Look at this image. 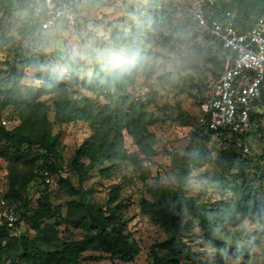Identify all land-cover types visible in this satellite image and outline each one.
<instances>
[{
	"label": "trees",
	"instance_id": "trees-1",
	"mask_svg": "<svg viewBox=\"0 0 264 264\" xmlns=\"http://www.w3.org/2000/svg\"><path fill=\"white\" fill-rule=\"evenodd\" d=\"M164 1L148 0L152 14L150 22L153 25L161 16L162 11L158 9L159 4ZM204 11L208 17L232 22L239 32H245L253 27L259 18L264 17V0H235L233 3L217 0L214 6H206ZM30 15L31 19L26 24L23 39L29 38L37 30H53H42L40 18L33 7H30ZM144 23L143 26L149 21ZM194 24L201 32L207 34L200 28L195 16ZM207 35L210 44L197 46L196 53L201 62L211 64L220 71L223 58L220 42ZM1 36L0 46H4L6 40ZM112 40L123 45L126 43L114 34ZM128 49L115 70L102 74L107 86L106 97L109 99L103 103H97L89 96L78 95L82 85L81 70L85 67L81 58L67 55L63 59V70L66 74L61 75L47 60L42 48L20 44L16 49L17 55L21 56L19 65L23 69L32 68L36 82L25 85L24 90L20 83L0 87L2 109L15 108L21 121L13 127L7 118L0 116V122L6 121L5 125L0 123V157L8 162L10 179V188L6 192L2 193L0 187V198L15 202L19 223L25 221L36 234L34 237L29 234L12 237L5 226H0V264H83V255L88 251L102 252L129 262L138 254V250L134 249L130 242L127 234L128 221L125 220L122 204L118 202L121 191L119 185L111 186L105 204L87 202L80 189L72 184L69 176H61L59 185L72 197L66 204L64 217L61 207L52 205L47 192H42L37 201L38 206L33 210L29 207L28 196L24 194L25 189L36 179L35 171H39L38 175L44 181L46 169L51 173L62 170L57 161L50 162L46 156L40 166L35 164L38 157H44L42 155H54L57 146L48 117L50 107L48 100H44L45 95H52L56 123L84 122L92 130L91 135L77 148L68 164L70 171L78 175L80 184L96 166H100L101 173L106 176L114 173L121 163L132 165L142 172L144 163L155 155L149 141V125L152 119L149 107L153 100L145 95V100L136 102L132 95H127V92H130L127 84L138 75L145 54L132 47ZM22 55H25V58H22ZM14 71L17 73V68H14ZM185 78L192 89H199L204 85L202 80L196 82L191 74H186ZM261 91V102L257 103L256 112L260 123L264 116V83ZM200 92L204 102L208 94L204 97L203 91ZM195 123L191 124L194 140L191 141L192 147L188 149V153L195 152L196 164L203 166L213 162L222 171H228L230 174L227 178L216 176L221 198L212 205L199 203L196 198L186 196L180 186L176 190L159 187L151 190L154 198L152 218L167 234V239L159 244V250L153 254V264H189L184 262V258L198 259L201 252H192L182 236V231L189 228L183 219L192 213L197 216L199 225L214 251V256L207 264H224L231 258H247L251 255L250 242L255 244L260 239L259 242L264 244V152L258 156L251 155V138L260 127L247 136L251 149L249 153H243L238 148L235 136L232 135L227 139L215 138L229 146L219 156L212 158L211 152L204 145L212 135L200 134L199 130L194 129ZM184 124L190 125L187 122ZM125 134L131 137L137 151L130 152L127 149ZM35 149L39 153L34 154L32 151ZM235 163L237 169L233 171ZM188 167L187 158L181 165L184 179L189 175ZM241 216L256 222L257 229L254 234L227 229L228 225L235 227ZM60 217L81 229L83 237L75 239L70 236L58 241L54 225L43 224L46 220ZM217 228L219 230H216Z\"/></svg>",
	"mask_w": 264,
	"mask_h": 264
},
{
	"label": "rangeland",
	"instance_id": "rangeland-1",
	"mask_svg": "<svg viewBox=\"0 0 264 264\" xmlns=\"http://www.w3.org/2000/svg\"><path fill=\"white\" fill-rule=\"evenodd\" d=\"M198 1L165 0L163 4H159L158 11L162 13L153 25L150 22L152 14L148 0H83L78 7L76 26H61L50 32L37 30L29 38L23 39L26 24L31 19L30 1L0 0V35L6 40V44L0 46L1 88L20 83L24 90L25 85L36 82L33 69H23L19 65L21 56L17 55L16 49L20 44L42 48L47 60L61 75L66 74L63 70V59L67 55L81 58L85 67L81 70L82 85L78 95L89 96L97 103L109 100L106 97L107 86L102 74L115 70L129 47L145 54L138 75L127 84L131 93L144 94L153 100L149 107L152 118L149 125V141L155 155L144 163L142 172L132 165L121 163L114 173L106 176L101 173V167L96 166L80 184L78 175L70 171L68 164L77 148L91 135L92 130L84 122L56 123L52 95L44 96L50 107L48 117L57 146L54 155H42L44 157H38L35 164L40 166L46 160L44 158L48 157L50 162L57 161L62 170L51 173L52 184L48 186L43 185V178L39 177L38 170L35 171L36 179L24 191L30 200V209L37 208L40 195L47 192L52 205L60 206L62 216L66 215V204L72 197L59 185L61 176H69L72 184L80 189L87 202L105 204L111 186L119 185L121 191L118 202L122 204L125 220L128 221L127 234L133 248L138 250V254L129 262L102 252L88 251L83 255V264H153L154 252L158 251L159 244L167 239L165 230L152 218L154 198L151 190L155 187L176 190L180 186L186 196L196 198L199 203L212 205L221 198L216 176L227 178L230 173L222 171L213 162L200 166L195 163V152L188 153V149L192 147L191 141L194 140L191 124L195 123L203 102L200 91H203L205 97L209 83L219 74V69L201 62L196 53L197 46H208L211 42L209 36L194 24ZM227 1L233 3L235 0ZM146 20L149 23L143 26ZM113 34L126 42L125 45L112 40ZM22 56L25 58V55ZM169 59L173 60L171 67L166 63ZM14 68H17V73ZM186 74H191L196 82L202 80L204 85L199 89H192L187 83ZM1 101L2 97L0 116L7 118L10 126L19 125V112L13 107L2 109ZM183 121L190 125H185ZM259 129L251 138L253 156L264 152V116ZM125 144L130 152L137 151L128 134H125ZM204 145L211 152L212 158L219 156L229 146L213 136ZM32 152L39 153L37 149ZM187 158L190 172L184 179L181 165ZM233 167L235 171L237 164ZM8 170V162L0 157L2 193L10 188ZM23 171L26 172L25 169ZM78 197L76 198L79 199ZM183 220L189 227L182 231L185 244L192 252H201L197 260L184 258V262L207 264L214 256V251L199 225L197 216L192 213ZM238 221L235 227L228 225L227 229L249 234L256 232L257 224L254 220L241 216ZM20 223L19 234L35 236L36 233L29 224L25 221ZM46 224L54 225L58 241L70 236L75 239L83 237L81 229L63 221L61 217L46 220L43 226ZM259 241L260 239L255 244L249 243V257L231 258L224 264H264V244Z\"/></svg>",
	"mask_w": 264,
	"mask_h": 264
},
{
	"label": "built area",
	"instance_id": "built-area-1",
	"mask_svg": "<svg viewBox=\"0 0 264 264\" xmlns=\"http://www.w3.org/2000/svg\"><path fill=\"white\" fill-rule=\"evenodd\" d=\"M83 0H30L40 18L42 30L61 26L74 27L78 22V7ZM216 0H199L195 19L200 28L220 42L222 63L219 74L208 85V97L200 106L194 129L214 138L234 135L243 153L250 152L247 136L260 127L256 117L264 83V17L245 32H239L232 22H223L205 14L206 6ZM228 15H230L228 13ZM134 101L145 100L144 94H131ZM2 125L6 124L3 120ZM51 172L44 171L43 185H51ZM21 223L17 206L12 200L0 198V226L10 236H18Z\"/></svg>",
	"mask_w": 264,
	"mask_h": 264
},
{
	"label": "clouds",
	"instance_id": "clouds-1",
	"mask_svg": "<svg viewBox=\"0 0 264 264\" xmlns=\"http://www.w3.org/2000/svg\"><path fill=\"white\" fill-rule=\"evenodd\" d=\"M163 60V58H161ZM167 65L168 67H171L172 66V63H173V60L172 59H169L167 62Z\"/></svg>",
	"mask_w": 264,
	"mask_h": 264
}]
</instances>
